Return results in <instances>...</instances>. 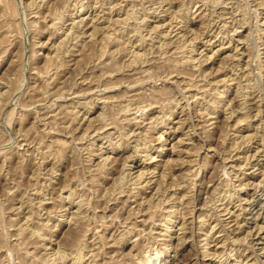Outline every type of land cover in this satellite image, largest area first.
Masks as SVG:
<instances>
[{
  "label": "rangeland",
  "instance_id": "374dc122",
  "mask_svg": "<svg viewBox=\"0 0 264 264\" xmlns=\"http://www.w3.org/2000/svg\"><path fill=\"white\" fill-rule=\"evenodd\" d=\"M0 264H264V0H0Z\"/></svg>",
  "mask_w": 264,
  "mask_h": 264
},
{
  "label": "bare ground",
  "instance_id": "6f19581e",
  "mask_svg": "<svg viewBox=\"0 0 264 264\" xmlns=\"http://www.w3.org/2000/svg\"><path fill=\"white\" fill-rule=\"evenodd\" d=\"M245 187V186H244ZM81 208V207H80ZM83 214V213H82ZM82 217V216H81ZM58 249V248H57ZM60 252V251H59ZM80 257V256H79ZM64 258V257H63Z\"/></svg>",
  "mask_w": 264,
  "mask_h": 264
}]
</instances>
